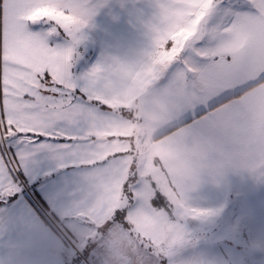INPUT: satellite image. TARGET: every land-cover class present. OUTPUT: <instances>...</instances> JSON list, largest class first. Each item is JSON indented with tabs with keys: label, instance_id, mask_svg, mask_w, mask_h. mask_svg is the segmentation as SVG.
Listing matches in <instances>:
<instances>
[{
	"label": "crops",
	"instance_id": "crops-1",
	"mask_svg": "<svg viewBox=\"0 0 264 264\" xmlns=\"http://www.w3.org/2000/svg\"><path fill=\"white\" fill-rule=\"evenodd\" d=\"M214 1H171L172 13L164 24L185 26L186 41L178 53H175L173 37H149L147 43L139 39L129 43L131 48L135 44L137 46L127 50L126 61L123 62L125 70L120 72L124 73L121 79L123 83L126 81V88L123 95L120 92L109 95L126 106L107 109L102 105L101 101L107 96L96 93L98 88L93 78L97 74L89 70L96 66V57L93 64L82 67L83 71L81 68L75 71L79 77L80 73H87L90 78L87 84L82 85L86 98L80 97L82 103L74 106L70 113L53 110L51 106L47 113L9 107L12 131L8 136L14 133L49 135L48 144L54 148L52 153L58 150L55 159L48 156L52 154L48 152L49 148L41 153L39 159L45 167L50 165L53 168L51 177L57 180L64 208H75L79 213L62 217L60 221L49 208L51 215L61 222L59 225L68 229L71 235L74 233L67 223L81 216L88 218L90 214L83 207L91 199L97 196L98 199H115L121 202L116 207L125 210L136 192L139 194L141 190L143 195L142 185L147 184L145 187L151 189L148 181L152 177L157 185L151 189L153 197L148 201L151 204L150 201L158 197L161 203L156 200L154 204H158L157 209L167 212L172 209L171 204L177 203L187 209H212L243 182L248 187L238 189L234 200L248 213L257 203L264 205V189L259 183V176L264 177V0H217L216 6H228V19L211 37L204 34L190 38L191 30L186 28L190 22L193 24L201 10H205L204 15L212 13ZM14 2L2 0L0 3V13L7 21H11L14 15ZM74 3L75 10L70 14L96 27L97 0H90V9L79 0H74ZM131 3L129 0L127 7L135 8ZM204 15L200 17L203 19ZM209 22L204 20L199 24L210 27ZM43 26L47 28V24ZM210 31L215 30L207 32ZM186 51L188 54L184 53ZM181 52L184 56L178 59L184 60L177 63L176 56ZM146 62L152 66L155 76L144 85L137 75L145 68ZM144 79H150V75L146 74ZM98 96L101 99L96 98ZM50 118L59 125L52 121L54 127L46 126L52 129L49 134L44 132L45 127L41 123L50 121ZM20 141L24 151H28V161H31L36 151L33 141ZM63 145L67 147L58 149ZM100 145L103 156L96 155ZM24 151L22 147L19 153ZM17 159L20 162L19 157ZM53 162H58V165H51ZM141 167L147 170L145 177L137 173ZM1 171L0 161V174ZM9 176L0 182V187L5 193L3 198L10 202L17 184L10 170ZM130 177L128 189L131 196L126 192L125 197L123 186ZM41 178L43 183L49 180L42 174ZM79 185L93 190L89 194L84 193L77 187ZM9 215L13 219L11 226L6 228L7 234L0 230V264H76L72 263L73 254L63 239L56 237L58 235L27 206L10 209ZM112 216L113 210L108 212L104 222ZM123 217L129 226L127 215ZM94 224L99 226L95 221ZM15 225L22 232L17 231ZM105 225L98 228L108 230L113 224ZM14 231L20 235L21 241ZM218 232L222 234L218 226L204 228L201 238L202 250L215 249L210 256L215 264H228L226 258L231 256L233 264H264V227L256 237L252 235L256 230L250 228L240 230L235 238L226 240L233 248L231 256L219 247L222 239ZM49 234L55 237L52 243ZM10 235H14L13 238ZM87 243L88 249L90 244ZM202 255L206 259L207 253Z\"/></svg>",
	"mask_w": 264,
	"mask_h": 264
},
{
	"label": "rangeland",
	"instance_id": "rangeland-1",
	"mask_svg": "<svg viewBox=\"0 0 264 264\" xmlns=\"http://www.w3.org/2000/svg\"><path fill=\"white\" fill-rule=\"evenodd\" d=\"M79 1L90 9V0ZM126 1L129 2V0H97L96 27L89 25L86 21L79 19L76 15L74 16L69 12L68 15L65 14L58 20L53 21L57 24L61 34H65L64 26L68 28V32L66 33L68 42L64 48V53L66 55V63L71 68L75 77L77 76L75 73L76 69L81 68L83 71L82 67L85 66V64H93L94 59H96V57L98 58L96 66H92L89 70L92 74H97L93 78V80H96L98 88L96 93L101 94L103 97L104 95L107 96V98L101 101L102 105L107 109L126 106L121 101H118V98L110 97L109 95H112L113 92H120V94L123 95L122 92L124 93L126 88V81L123 83L121 79V75L123 76L125 70L123 68V62L126 61L127 50L131 51L136 49L137 46V44H135L133 48H131L132 45H129L130 42L135 43L139 39L147 43L150 40L149 37H173L172 40L175 45V53H178L182 50V46L186 41L185 26L183 24L180 26H169L167 23L164 24V21H167L168 16L172 13L171 6L173 2L171 1L174 0H131V2H133V4H131L135 6V8L127 7V5L129 6L130 4ZM216 4L217 0L214 1L212 13L204 15L205 10H201L196 20L193 21V24L190 22L186 28V30H191L189 34L190 38L200 37V35L203 36L204 34L206 37H211L221 28L225 20L228 19V6L225 5L222 7L219 5L216 6ZM203 15L204 18L202 19L200 16ZM204 20L210 21V27L207 25H203L202 27V25L199 24L200 21ZM210 29L215 31L207 32ZM184 53L188 54V51ZM179 54L181 55L176 56L177 63L184 60L182 58L178 59V57L184 56L183 52ZM149 61L153 62L152 59ZM187 61L189 60L185 58V62ZM143 67L145 68L140 70L137 77L142 84L146 85L148 80L152 81L155 75L152 71V66H150L148 62H146ZM176 67L177 66L174 68ZM121 71H123L122 74L120 73ZM146 74L147 76L148 74L150 75V79H144ZM77 78L78 83L83 85L88 83L90 77H88L87 73H80V77L77 76ZM133 94L135 97V88ZM96 98H99V96ZM128 109L131 110L130 105ZM61 114L62 113L57 116ZM49 117H52V115ZM55 119L53 120L50 118V121L44 120L41 124L43 127L49 125L50 127H54V123H52V121H54L55 125H59ZM61 125H63L62 121ZM0 137H5L3 127L0 129ZM17 143L20 144L21 141H17ZM101 146L102 145L97 148L99 149V152H96L97 156H103V154L100 153ZM24 148L23 146V151ZM4 151L5 148L0 146V152ZM52 151H54V148H49L48 152L52 153ZM17 153L19 152H16V154ZM56 153H58V150L52 153L53 156L52 154L48 156L55 159L54 156ZM17 155L21 162V164L19 162L20 170L23 172L24 161L25 159L28 161V151H24ZM5 159L10 161L12 157L11 155H6ZM53 163L54 164L51 165H58V162ZM1 165L3 166L2 161ZM16 168L17 165L15 163H10L8 169H5L3 166V171H1L0 174V176H2L0 182H4L5 178H10V170L12 175L14 174L13 176L18 180V185L23 184L24 180L17 174ZM143 169L144 167H141V170H137V173L145 177L147 170L145 171ZM247 172L250 174V171L247 170ZM156 174L157 173H154V176H157ZM84 182L86 181L84 180ZM148 182L151 189H154L157 185L156 179L153 177L150 178ZM259 183L261 184L260 188L263 190V176H259ZM45 184L48 186L46 194L49 208L60 221L62 217L79 214L75 211V208H64L65 204L60 201L62 197L59 194L57 180L51 177ZM244 184L245 182H243L239 188H234L228 197H225L222 203L218 206L216 205L212 209H187L177 203L174 205L171 204L173 207L168 212L163 209H157L156 206L158 204L156 203L155 205L154 203L156 200L158 202H160V200L156 196L153 201H150L151 204L149 203L148 200L153 197V190L145 187L147 184L142 185L144 188L143 195L141 190H139V194L136 192V196L133 195L134 200L130 202V205L126 208L127 210L125 209V214L128 217H126V220H129V226L124 217L114 219V212L120 209L116 207L120 206V201L115 199H113V201L104 198L98 199V196L95 197V199H91L92 201L87 202L83 207V209L87 210V213L90 214L88 218L81 216L75 218L72 222H66L68 224L67 226L74 233H72L73 235L68 232V229H64L65 227L59 225L61 224L59 220V224H57L48 213H45V216L58 232V236L56 237L63 239L66 247L69 248V252L73 254L74 260L72 263L215 264L214 259L210 257L215 252V249L210 247L208 250L201 249L202 229L220 227L222 234L218 232V237L222 239V242H219V247L227 251L231 256L233 248L230 243L225 242L226 240L228 241L233 237L235 238L240 230H247L250 228L256 230V232H252L253 237H256L257 232L264 227V205L257 203L255 208L251 207V213H248L246 209L234 200V197L238 195V189L248 187ZM18 185H16V191H18ZM77 187L84 193L88 192L87 194L91 193L93 190L92 187L85 188V185H79ZM1 188L2 187H0V201L3 200L5 196ZM124 196L126 197L125 192ZM125 203L126 202H124V205ZM233 204H235V206H233ZM10 209L13 208L9 207L3 201L0 202V230L4 231L6 234V228L9 225L11 226L13 219L9 215ZM111 210H113L112 218H109L108 222H104L105 216H107L108 212ZM81 212L82 210L80 213ZM90 220L93 222L92 224ZM94 221L99 226H96ZM110 222H112L113 225L108 227V230H100L98 228H104L103 225H110ZM15 226L18 231L17 225ZM96 227L97 229L95 230ZM14 234L17 236L18 241L22 240L16 231H14ZM13 236L14 235H10V238H13ZM54 238V235L49 234L50 243L54 241ZM88 238L89 243H87ZM86 243L90 244L88 249L86 248ZM94 248H97V250L95 251ZM204 252L207 253L206 259L202 255ZM26 253L25 251V254ZM236 256L240 259L238 253ZM226 259L229 260H227L228 264H233V260H231L232 256Z\"/></svg>",
	"mask_w": 264,
	"mask_h": 264
},
{
	"label": "snow or ice",
	"instance_id": "snow-or-ice-1",
	"mask_svg": "<svg viewBox=\"0 0 264 264\" xmlns=\"http://www.w3.org/2000/svg\"><path fill=\"white\" fill-rule=\"evenodd\" d=\"M74 10V0H15L11 21L5 20L0 13V127L4 128L6 137H0V146L5 148L0 152V161L5 169L15 163L17 174L24 180L17 186L18 191L12 193L11 201L5 197L3 202L13 210L27 206L40 217L49 211L48 186L42 182L41 174L49 179L53 175V168L45 167L39 159L45 149L52 147L48 144L49 135L14 133L7 136L12 131L8 109L47 113L51 106L53 110L61 109L68 114L82 103L80 97L86 98L82 85L66 63L64 48L68 42V28L64 26L65 34H61L53 22L65 12ZM44 24H47L46 29ZM51 131L44 128L46 133ZM24 139L33 141L36 151L21 172L15 153L23 147L17 141ZM66 147L58 146V149ZM6 155H11L12 159L6 160Z\"/></svg>",
	"mask_w": 264,
	"mask_h": 264
},
{
	"label": "trees",
	"instance_id": "trees-1",
	"mask_svg": "<svg viewBox=\"0 0 264 264\" xmlns=\"http://www.w3.org/2000/svg\"><path fill=\"white\" fill-rule=\"evenodd\" d=\"M10 173H11V172H10ZM13 175H14V174H13ZM12 177H13V179L15 180L16 184L18 185V180L16 179V177H14V176H12ZM131 180H132L131 177L128 178V180L126 181V183H125L124 186H123V191H124L125 193L127 192V194H128L129 196H131V193H130V189H128V182L131 181ZM45 213H48L49 216L52 217L53 221L56 222L57 224H59L58 221H57V219H56L55 217H53L49 211H47V212H45ZM45 213H44V216H43V217H40V216L37 215L38 218L40 219V221H41L46 227H48L52 232H54L55 234L58 235V232L56 231L55 227H54V226L50 223V221L46 218ZM125 213H126V212H125L124 209H119L117 212H114V219H116V218H119V219H120V218H123V215H124Z\"/></svg>",
	"mask_w": 264,
	"mask_h": 264
}]
</instances>
